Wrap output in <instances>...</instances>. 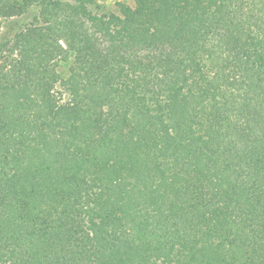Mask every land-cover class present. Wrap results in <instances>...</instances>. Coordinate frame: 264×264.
<instances>
[{"label":"trees","instance_id":"1","mask_svg":"<svg viewBox=\"0 0 264 264\" xmlns=\"http://www.w3.org/2000/svg\"><path fill=\"white\" fill-rule=\"evenodd\" d=\"M135 1L108 19L94 0H0V264H128L101 225L117 214L124 233H152L158 182L189 245L162 264H204L196 240L225 203L264 247V78L243 53L245 35L264 52V0ZM230 115L213 139L205 125Z\"/></svg>","mask_w":264,"mask_h":264},{"label":"rangeland","instance_id":"2","mask_svg":"<svg viewBox=\"0 0 264 264\" xmlns=\"http://www.w3.org/2000/svg\"><path fill=\"white\" fill-rule=\"evenodd\" d=\"M179 1L182 6L188 3V0H173ZM250 0H237L231 1L232 6H234V10L238 12L239 8L242 5L248 4ZM91 8L94 10L95 13H98L106 18H110L118 14V16H122L121 7H132L135 9L136 1L135 0H94V3L90 5ZM190 8L193 7L192 4L189 6ZM259 7V6H258ZM257 13V12H256ZM240 14V13H239ZM246 14V13H244ZM237 14H233V20L237 22L236 27L241 25L240 21L237 19ZM241 17V16H240ZM14 26L8 22L3 24V31L4 32H11ZM255 30V29H253ZM239 36L243 35L244 30H237ZM245 42V49L243 50L244 59L250 66H254L257 70L261 73L259 74L256 69L255 73L256 76L261 80L264 78V52H261V47L256 46L258 43L252 36H244ZM242 52V51H241ZM211 66L208 67L207 72L210 70ZM212 111L208 110L205 112V117L208 120V123L213 119L210 118L208 113ZM216 116V114L213 112ZM201 117L199 114L198 118ZM203 117V116H202ZM217 118V117H215ZM234 120V117L230 115V117L220 118L213 123L214 127L208 126V123L205 125L207 128H215L217 129L218 137L213 139L215 140H222L219 136V133L226 132L230 127V124ZM218 121V122H217ZM192 126L199 130L200 122L198 120H193L191 122ZM217 125V126H216ZM197 138H202L206 144L200 151L206 156H210V154H214V150L212 149L213 146L219 147V143H212L210 141L209 135L207 130L197 135ZM225 145H221L220 148H223ZM217 150V149H216ZM208 170V177L211 180H221L223 178V173L221 171V167L210 168L206 167ZM26 179H34L33 174L24 175ZM226 182L228 180L226 179ZM240 185L243 184V181H239ZM258 185L261 182L256 183ZM226 185H229L226 183ZM232 185L237 186V182L232 183ZM251 185L246 186L245 188H241V192L250 191ZM31 189L28 188L27 192H30ZM155 193H156V200L160 204L155 207L153 205L146 206L144 208L143 214H148V219L151 221V224H148L145 228L148 231H151L149 235L142 236L141 233L138 231H125L122 229V223L118 222L119 216L116 214H110V218L107 219L106 223L103 225L102 228L104 230L109 231V250L115 251L117 248L119 250V257L116 260H127L128 264H147V262H151L152 264H162L160 258H168L171 254H178L179 252H188L185 251V248L189 250V245L187 244V240L180 239L179 236L181 235L180 232L177 230V217L181 214L180 208L176 209V218L171 219L170 210L175 207L176 200L170 197V194H174L171 190L169 185L164 184L162 185L161 182L155 183ZM175 201V202H174ZM190 206L187 205L184 207L183 211L189 210ZM39 211L43 212L42 215L44 217L48 216L49 213L46 209H38ZM146 212V213H145ZM39 214V212H37ZM142 214V215H143ZM150 215V216H149ZM144 216V215H143ZM236 220V219H235ZM48 221V220H47ZM207 221V231L203 230L200 231L199 236L201 237L200 240H196V244L198 247L196 250L201 251L200 255L197 256L199 261L204 264H264V247L256 244L254 241H249L240 238V230L242 223L236 224L234 228L232 227V221H234L232 210L229 211L227 204H221L218 209L208 216ZM181 222V221H180ZM47 226V223H46ZM45 225L41 228L44 229ZM176 226V227H174ZM131 227V225H129ZM206 229V226H204ZM145 230V229H144ZM248 229L245 227L243 233ZM156 232H159L156 235ZM174 232V233H173ZM139 238V239H138ZM153 246H159V249H164L167 252V256L163 254H150L147 252L148 248ZM156 252V249H154ZM169 252V253H168ZM185 254V253H184ZM115 255V254H114ZM161 256V257H160ZM159 259V260H158ZM115 258L113 259L114 262L116 261Z\"/></svg>","mask_w":264,"mask_h":264}]
</instances>
